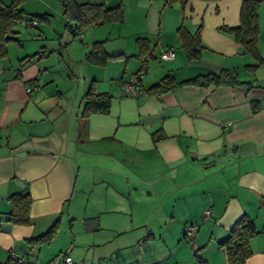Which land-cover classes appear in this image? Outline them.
I'll use <instances>...</instances> for the list:
<instances>
[{
  "label": "crops",
  "instance_id": "crops-1",
  "mask_svg": "<svg viewBox=\"0 0 264 264\" xmlns=\"http://www.w3.org/2000/svg\"><path fill=\"white\" fill-rule=\"evenodd\" d=\"M241 2L123 0L122 25L128 24L129 39L111 27L107 38L95 40L105 41L106 52L122 54L121 59L97 66L84 60L88 45L78 51L79 58L66 51L65 64L81 67L77 94L61 87L59 72L50 73V55L43 47L37 59L0 83L3 219L10 210L7 198L21 190L16 181L31 196L28 225L1 223L0 264L9 262L10 252L36 264L52 262L68 247L70 256L68 236L82 264H109L105 259L195 264V256L206 264H227L218 242L242 216L258 231L249 240L245 264H264V65L251 71L255 60L223 30L239 25ZM180 26L198 34L203 47L198 60L187 61ZM140 37L156 42L145 59L138 55ZM168 50L174 59L162 60ZM260 56L264 59V53ZM140 69L135 93L126 92L121 82ZM222 69L235 70L245 84L146 92L166 74L182 81ZM93 80L98 92L111 95L110 112L82 119V96ZM157 132L164 137L154 141ZM58 218L59 229L49 243L28 244ZM189 223L199 229L189 242L182 241Z\"/></svg>",
  "mask_w": 264,
  "mask_h": 264
},
{
  "label": "trees",
  "instance_id": "trees-1",
  "mask_svg": "<svg viewBox=\"0 0 264 264\" xmlns=\"http://www.w3.org/2000/svg\"><path fill=\"white\" fill-rule=\"evenodd\" d=\"M185 1L180 0V3L183 4ZM21 2L22 0H11L9 3H4L0 0V61L7 58V44L10 41H15L13 36L17 33L15 26L18 22L24 21L29 26L32 21L46 20V15L43 14H31L26 17L27 14L20 7ZM60 3L68 22H72L78 31L84 30L89 26L98 27L110 23H122L124 20L122 0H118L116 5L109 7L104 2L77 3L75 0H60ZM260 3V0H242L239 12V25L234 28L223 29L225 32L232 34L235 41L255 60L256 63L248 67L253 72L259 66L264 65V59L261 58L258 51V9ZM68 26L70 25L68 24ZM178 32L180 34L181 47L185 52L187 61L198 60L203 50L198 39V34H189L181 26ZM136 44L138 55L144 59L149 57L156 48L155 39L140 37L136 39ZM104 45L105 41L93 42L85 54L84 60L91 65L104 66L109 60H119L123 57L122 54H108ZM30 60L31 57L20 59L21 68L23 64H26ZM142 69L145 70L144 63H142ZM241 84L245 83L239 80L235 70L222 69L217 73L197 75L182 81H176L173 75L166 74L155 84L147 88L146 92L151 95H161L181 85L233 87ZM110 105L111 95L106 92H98L96 81L93 80L82 96L79 118L87 119L95 114L107 115L110 112ZM163 137L164 135L158 132L152 135L154 141ZM7 201L9 202L10 210L6 213L4 219L0 213V226L3 220L13 225H28L30 223L31 196L27 188L10 195ZM59 226L60 218L55 220L43 235L28 239V244L36 246L49 243L56 235ZM257 234L258 231L252 220L246 216L239 218L229 229L227 236L218 242V246L226 250L227 264H245L246 259L251 255L249 240ZM195 264L206 263L201 258L195 256Z\"/></svg>",
  "mask_w": 264,
  "mask_h": 264
},
{
  "label": "rangeland",
  "instance_id": "rangeland-1",
  "mask_svg": "<svg viewBox=\"0 0 264 264\" xmlns=\"http://www.w3.org/2000/svg\"><path fill=\"white\" fill-rule=\"evenodd\" d=\"M4 3H9L11 0H2ZM76 1V0H75ZM88 2V3H96V2H104L106 6H114L117 4L118 0H79L80 2ZM128 1L126 0L127 4ZM148 1V0H145ZM260 5L258 9L259 15V36H258V51L259 54L264 53V0H260ZM78 3V2H77ZM21 9L29 15L35 14H43L46 15V20L38 21V25L28 26L24 21L18 22L15 26V30L17 33L13 36L15 41H10L7 46V58L0 61V83L2 81H8L12 79V76L21 70L20 60L18 58L21 54H26V57H31V59L38 58V52L43 47L46 50L47 54L50 56L47 57L48 62L50 64V73L59 72L61 75L58 78L59 83L62 86L67 85L69 88V94L74 95L79 86H81V78H80V68L79 64H72L69 66L67 63L65 64L66 59V51L67 54L71 53V56H81L79 50L81 51L84 46L88 45V50L90 45L97 40L96 38L104 39L107 38L108 32L113 31L116 32L118 29L122 30V34L124 35L123 39L128 40L127 32L130 34V29L128 24L126 23L124 26L122 23H114L111 25H106L101 28L100 26L94 27L89 26L84 30L78 31L75 29L74 24L68 22L67 17L63 13V9L60 3V0H22ZM123 7V0H122ZM68 24L70 26H68ZM41 25V26H40ZM27 26V27H26ZM40 26V27H39ZM111 27H113L111 29ZM129 29V30H128ZM42 34V35H41ZM85 35L84 39L80 38V35ZM42 36V37H41ZM67 38L69 39L68 41ZM113 37L110 35L109 40H112ZM122 41V40H121ZM260 47V49H259ZM85 48V47H84ZM155 50V49H154ZM88 52V51H87ZM25 58V57H24ZM19 63V64H18ZM67 65V66H66ZM58 74V73H56ZM66 77L70 78V81L66 80ZM65 88V87H63ZM77 94V93H76ZM73 158V157H72ZM78 159V157H76ZM74 164H79V160L73 159ZM64 229L69 231L66 226ZM61 233V230H60ZM68 243H72L73 249L70 253L72 261L76 264H82L81 261L77 260L76 251H80L76 247V243L71 236L66 238ZM182 241H190V237L184 238L181 236ZM160 242H155L151 245H159ZM81 253V252H80ZM91 252L88 254V258L90 257ZM26 260V259H25ZM41 260V259H40ZM115 259H105L103 262H108L109 264L116 263ZM31 262V261H29ZM36 262V261H35ZM38 263V262H37ZM47 264H54L51 261ZM86 264H94V262H86ZM107 264V263H106Z\"/></svg>",
  "mask_w": 264,
  "mask_h": 264
},
{
  "label": "built area",
  "instance_id": "built-area-1",
  "mask_svg": "<svg viewBox=\"0 0 264 264\" xmlns=\"http://www.w3.org/2000/svg\"><path fill=\"white\" fill-rule=\"evenodd\" d=\"M36 24H37L36 21H32L29 25L31 26V25H36ZM160 58L162 60H167V61L173 60L174 53L170 50L164 51L160 55ZM143 72L144 71L142 70L136 75L131 76L130 79L127 80L126 82L124 83L121 82V85H123L126 92L131 93V94L135 93L136 88L138 86V81L142 77ZM32 89H33L32 86L27 87L26 88L27 93L32 94ZM204 215L208 216L209 212L206 210L204 212ZM198 229H199V225L197 223H189L185 227L184 235L186 237H192L197 232ZM69 251H70V247L63 250L62 253L52 261V263L54 264H73L72 258L69 256ZM9 264H36V263L26 261L22 257H20L18 254H16L15 252H10L9 253Z\"/></svg>",
  "mask_w": 264,
  "mask_h": 264
},
{
  "label": "water",
  "instance_id": "water-1",
  "mask_svg": "<svg viewBox=\"0 0 264 264\" xmlns=\"http://www.w3.org/2000/svg\"><path fill=\"white\" fill-rule=\"evenodd\" d=\"M15 184L19 187V188H21V189H23L24 188V185H23V183L22 182H20V181H16L15 182Z\"/></svg>",
  "mask_w": 264,
  "mask_h": 264
}]
</instances>
